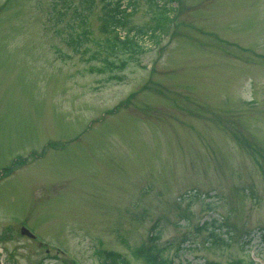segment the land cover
Listing matches in <instances>:
<instances>
[{
    "label": "rangeland",
    "instance_id": "rangeland-1",
    "mask_svg": "<svg viewBox=\"0 0 264 264\" xmlns=\"http://www.w3.org/2000/svg\"><path fill=\"white\" fill-rule=\"evenodd\" d=\"M95 1V41L77 52L66 25L82 0H0L5 264H67L21 223L81 264H105L104 249L146 264L151 244L264 264V0H161L168 18L138 0L134 23L162 35L104 71ZM222 217L233 235L213 246L196 227Z\"/></svg>",
    "mask_w": 264,
    "mask_h": 264
},
{
    "label": "trees",
    "instance_id": "trees-1",
    "mask_svg": "<svg viewBox=\"0 0 264 264\" xmlns=\"http://www.w3.org/2000/svg\"><path fill=\"white\" fill-rule=\"evenodd\" d=\"M99 2L101 5L99 19L101 22L100 31L102 32V35L100 36V39L97 40V47L92 53V57L104 64L103 68H101L102 71L110 70L115 67V62L109 58V55L138 53L145 50L143 40L153 38V40L155 39L156 41L157 38L155 37L162 35V27L159 28L154 25L145 26L134 23V16L139 10L138 0H99ZM163 2L165 3L166 1L163 0ZM64 3L66 2L64 1ZM152 3L153 5L162 7L161 14H163V17L168 18V15L173 12V8L167 7L164 3L162 4L161 0H152ZM64 8L66 7L64 6ZM95 8V0H82L80 6H73L72 8V18L66 25V27L69 28L67 41L70 45L75 47L77 52L80 51L82 46L87 47L90 42L95 41L92 38L93 32L89 23L90 15ZM122 32H125L123 37L120 36ZM194 197H200V194H195ZM208 207L212 208L210 202ZM224 222V218H222V220H219V218H213L211 223L213 227L210 238L211 245L230 244L228 238H226L227 236H222ZM209 224L210 222L207 220L205 222L206 229H208ZM200 227H204L203 224L200 225ZM227 231L229 232L228 236L231 237L233 235V233H231L232 230L227 229ZM169 248L170 246L167 248H160L157 245L149 247L146 252V263L174 264L170 258L163 256L165 249ZM110 254L117 264H128V261L120 253L111 252ZM233 264L257 263L252 259H249L248 261L236 259Z\"/></svg>",
    "mask_w": 264,
    "mask_h": 264
}]
</instances>
